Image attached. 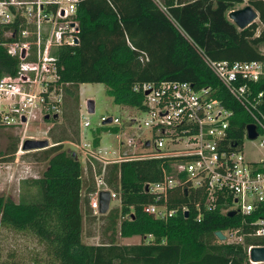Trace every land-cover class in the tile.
Returning a JSON list of instances; mask_svg holds the SVG:
<instances>
[{
  "label": "trees",
  "instance_id": "trees-1",
  "mask_svg": "<svg viewBox=\"0 0 264 264\" xmlns=\"http://www.w3.org/2000/svg\"><path fill=\"white\" fill-rule=\"evenodd\" d=\"M244 0H77V43L53 48L56 58L54 84L63 90L60 133L48 136L52 144L30 153V161L45 162L41 176L29 181L18 201L0 195V227L27 232L43 247L47 264H250L243 244L219 242L217 230L239 224V215L228 216L216 208L200 219L195 203L197 189L176 186L166 193L171 217L154 218L144 207L158 202L145 189L169 173L170 158H146L97 162L106 187L115 192L118 204L106 214L94 215L90 194L96 191L92 166L65 147L78 143L80 83H103L113 101L143 108V93L134 85L164 80L189 81L195 87L212 86L216 95L235 109L236 134L242 135L247 114L230 98L207 65L213 61H264V0H245L258 12V22L238 29L228 12ZM20 59L0 46V77L15 76ZM255 92L264 90V77L247 81ZM65 98V99H64ZM55 122V119H45ZM69 129V131H68ZM103 130L117 133L119 126H101L92 133L98 147ZM10 138L0 157L11 159L19 136ZM74 153V154H73ZM186 205L185 215L180 207ZM99 223V241L82 240L83 223ZM138 235L139 243L123 244L119 238ZM151 235L150 240L144 238ZM252 240H247L246 244ZM0 264H13L0 262Z\"/></svg>",
  "mask_w": 264,
  "mask_h": 264
},
{
  "label": "built area",
  "instance_id": "built-area-1",
  "mask_svg": "<svg viewBox=\"0 0 264 264\" xmlns=\"http://www.w3.org/2000/svg\"><path fill=\"white\" fill-rule=\"evenodd\" d=\"M76 2L0 0V46L20 59L15 76L0 77V126L24 125L20 146L25 139H35L33 135H26L31 120L39 113L45 116L61 110L63 90L54 84L57 67L52 50L77 43ZM205 61L235 105L247 114L249 121L242 135L236 134L235 109L219 98L212 86L197 88L189 81L179 80L137 83L133 89L143 93V108H132L143 115L138 120L129 116L126 128L132 132L135 123L146 132L126 136L121 146L135 150L120 151L112 160L89 150L86 161L92 166L96 186L89 206L94 215H99L101 190L110 191V201L117 200L115 192L106 187L103 170L96 171V161L107 164L170 158L171 171L162 180L147 184V191L158 202L146 205L145 212L157 219L171 217L179 207L168 209L165 203L159 202L161 198L165 202L167 191L176 186L186 192L197 189L195 218L200 219L202 212L216 208L226 215L234 211L233 216L239 215V224L219 230L223 240L215 236L219 242L243 244L249 260L251 247L264 246V156L248 157L245 141L258 140L257 145L264 148V90L255 92L247 81L256 82L264 77V61L229 63L209 58ZM107 118L101 117L103 125ZM110 118L108 124L120 125L119 118ZM248 125L254 126V138L248 136ZM82 126L89 127L90 122L84 120ZM180 209L188 212L186 205ZM151 238L148 235L144 239ZM248 239L252 242L246 244Z\"/></svg>",
  "mask_w": 264,
  "mask_h": 264
},
{
  "label": "rangeland",
  "instance_id": "rangeland-1",
  "mask_svg": "<svg viewBox=\"0 0 264 264\" xmlns=\"http://www.w3.org/2000/svg\"><path fill=\"white\" fill-rule=\"evenodd\" d=\"M247 2H236L234 9H240L244 7ZM228 16V15H227ZM255 22H258L256 19ZM261 52L264 53V44L260 46ZM79 94V120L81 128V141L78 143L65 142V147L76 151L82 160L84 171L87 168V158L89 156V150L96 155V152L106 156L104 159L112 160L117 157L125 149L135 150V148H124L121 142L124 143L126 136H130L132 132L135 136L145 134L143 127L138 128L135 123L132 124V132L128 131L126 124L128 117L142 118V113L138 112L132 107L122 106L116 104L112 97L107 93L106 86L103 83H80L78 88ZM65 99V98H64ZM92 99L95 104L93 113L87 112V101ZM64 103V101H63ZM63 110V104L61 110L58 113V118L55 122L44 121V115L38 114L33 120L28 123L26 135H33L35 139H47L49 144H52L51 138L48 136V130L52 128L54 134L60 133V124L63 121L61 116ZM119 118L121 133L115 134L109 130H103L100 134V145L94 148L92 145V133L93 131L103 126L101 117ZM51 119V116L50 118ZM88 120L90 122L89 127H83L82 122ZM105 126L111 127V124L105 123ZM24 125L19 126H0V149H3L5 145L10 142L9 134L12 137L19 136L21 139ZM127 129V131H126ZM69 131V129H68ZM258 140L255 142L245 141L246 154L250 158H261L264 156V148L257 145ZM120 147V149H119ZM35 150L24 151L21 149L20 142L17 151L9 158L6 159L0 157V195L4 197H11L13 200L18 201L22 194L25 193V189L33 187L29 185V179L37 178L41 176L43 170L46 167L45 162H33L30 161V153ZM121 151V152H120ZM91 197V196H90ZM91 199V198H90ZM118 201L113 199L110 201V208L117 205ZM99 223L97 221L89 222L88 219L83 223V235L82 240L86 243H97L99 241ZM120 243L134 244L139 243L141 238L133 240H126L119 238ZM0 262H10L13 264H47L46 256L43 252L42 245L38 242L37 238L27 232H18L11 229H5L0 227ZM250 264H264L251 263Z\"/></svg>",
  "mask_w": 264,
  "mask_h": 264
},
{
  "label": "water",
  "instance_id": "water-1",
  "mask_svg": "<svg viewBox=\"0 0 264 264\" xmlns=\"http://www.w3.org/2000/svg\"><path fill=\"white\" fill-rule=\"evenodd\" d=\"M228 18L231 20L238 29H244L249 26L252 22H255L258 19V12L254 7L250 4H246L244 7L240 9H234L228 12ZM77 41L75 40V43ZM24 52H22L21 56H23ZM87 112L93 113L95 109V104L92 99L88 100L87 103ZM45 119H49L50 115H45ZM51 118L56 119L58 118V113L52 114ZM25 118H23V121ZM111 118L108 117L105 122L109 123ZM248 136L250 138H254L256 136V132L253 125H248ZM50 144L47 139H25L21 144V149L24 151L29 150H39L48 147ZM148 145V142H146ZM74 154V153H73ZM145 189L148 190V186H145ZM98 213L99 214H106L110 208V191L109 190H101L98 193ZM187 212H185V215ZM235 214L234 211L228 213V216H233ZM215 235L218 239L223 240L224 235L221 231L217 230ZM249 260L253 263H260L264 262V246H253L249 250Z\"/></svg>",
  "mask_w": 264,
  "mask_h": 264
},
{
  "label": "crops",
  "instance_id": "crops-1",
  "mask_svg": "<svg viewBox=\"0 0 264 264\" xmlns=\"http://www.w3.org/2000/svg\"><path fill=\"white\" fill-rule=\"evenodd\" d=\"M78 88H79V85H78ZM79 95V94H78ZM59 115V114H58ZM50 116H52V115H50ZM45 117V116H44ZM79 132H80V141H81V128H80V125H79ZM54 134V133H53ZM116 134V133H115ZM66 142H70V141H66ZM99 145H100V143H99ZM94 147V146H93ZM99 147V146H98ZM94 148H97V147H94ZM95 153H97V154H99V156H102V157H106V156H104V155H102V154H100L99 152H96L95 151ZM99 163H101V162H99ZM102 165H105V163L103 164V163H101ZM86 165H87V163H86ZM88 167V166H87ZM85 173H87V171H85ZM91 195V194H90ZM140 236H138V235H135V236H132V237H127V238H123V239H126V240H133V239H136V238H139ZM141 238V237H140ZM123 244H126V243H123ZM260 263H262V262H260Z\"/></svg>",
  "mask_w": 264,
  "mask_h": 264
}]
</instances>
